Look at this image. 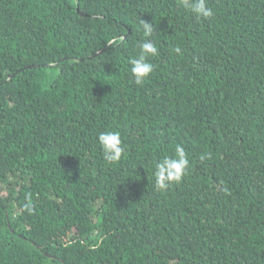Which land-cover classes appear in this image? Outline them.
<instances>
[{"label":"trees","instance_id":"1","mask_svg":"<svg viewBox=\"0 0 264 264\" xmlns=\"http://www.w3.org/2000/svg\"><path fill=\"white\" fill-rule=\"evenodd\" d=\"M208 6L0 0V264H264V0ZM177 145L188 174L158 191Z\"/></svg>","mask_w":264,"mask_h":264},{"label":"clouds","instance_id":"2","mask_svg":"<svg viewBox=\"0 0 264 264\" xmlns=\"http://www.w3.org/2000/svg\"><path fill=\"white\" fill-rule=\"evenodd\" d=\"M179 3L198 19H208L214 15V11L208 6V0H179ZM143 33L145 37H151L153 35V24L141 20ZM141 51L137 58H133L129 61L131 64V74L134 77L136 85H143L145 80L153 72V65L148 62L149 56H156L158 54V48L150 39H145L139 45ZM174 51L177 54H182V49L176 47ZM99 143L103 149V157L109 164L118 162L121 160L125 153L121 136L118 132H102L98 137ZM199 159L205 161L211 159L210 153H203ZM190 168V161L185 148L181 145L175 147V157H163L155 163V186L158 191L167 190L172 184L182 181L184 176L188 174ZM25 209L28 212H32L33 208L31 204H25Z\"/></svg>","mask_w":264,"mask_h":264}]
</instances>
